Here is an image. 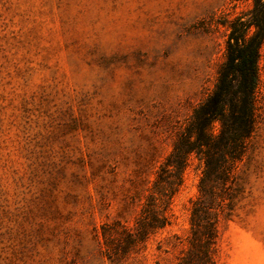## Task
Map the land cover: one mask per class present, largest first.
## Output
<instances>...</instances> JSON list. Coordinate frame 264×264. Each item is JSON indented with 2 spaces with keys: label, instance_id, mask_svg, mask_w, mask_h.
<instances>
[{
  "label": "rangeland",
  "instance_id": "1",
  "mask_svg": "<svg viewBox=\"0 0 264 264\" xmlns=\"http://www.w3.org/2000/svg\"><path fill=\"white\" fill-rule=\"evenodd\" d=\"M252 0H0V264H175L202 165L169 225L110 261L159 164L214 87L227 23ZM255 126L218 221L216 264H264V40ZM226 211V210H225Z\"/></svg>",
  "mask_w": 264,
  "mask_h": 264
},
{
  "label": "trees",
  "instance_id": "2",
  "mask_svg": "<svg viewBox=\"0 0 264 264\" xmlns=\"http://www.w3.org/2000/svg\"><path fill=\"white\" fill-rule=\"evenodd\" d=\"M227 29L225 59L214 87L176 132L134 223L130 226L116 220L100 226L104 253L110 261L141 250L151 235L170 224L171 198L194 155L202 165L199 194L191 201L187 245L175 264H216L218 221L232 210L236 168L255 126L264 0H252L246 13L228 21Z\"/></svg>",
  "mask_w": 264,
  "mask_h": 264
}]
</instances>
